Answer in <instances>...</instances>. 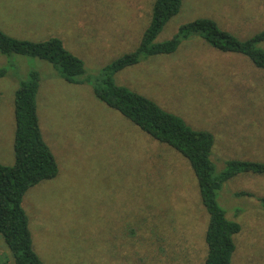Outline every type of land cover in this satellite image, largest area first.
<instances>
[{
  "label": "rangeland",
  "instance_id": "obj_1",
  "mask_svg": "<svg viewBox=\"0 0 264 264\" xmlns=\"http://www.w3.org/2000/svg\"><path fill=\"white\" fill-rule=\"evenodd\" d=\"M155 0H0V31L34 43L51 38L84 63V77L138 47ZM211 19L240 40L264 31V0H182L155 43ZM264 49V43L259 45ZM0 164H14V93L39 73L37 113L58 166L22 207L43 264H203L208 216L189 163L99 102L91 84L70 85L47 62L0 54ZM82 77V78H84ZM115 83L213 137L211 161L264 163V70L215 51L198 36L169 56L143 57ZM249 193L253 197L236 196ZM264 175L222 184L217 202L238 223L232 264H264ZM0 264H15L0 235Z\"/></svg>",
  "mask_w": 264,
  "mask_h": 264
},
{
  "label": "trees",
  "instance_id": "obj_2",
  "mask_svg": "<svg viewBox=\"0 0 264 264\" xmlns=\"http://www.w3.org/2000/svg\"><path fill=\"white\" fill-rule=\"evenodd\" d=\"M182 0H155L151 19L141 41L131 53L105 66L96 78L84 77V63L68 52L62 42L51 38L34 43L14 39L0 31V54L35 58L50 64L64 82L70 85L91 84L95 98L119 113L141 132L184 158L190 165L208 223L204 241L206 255L203 264H232L236 253L235 239L241 232L238 223L229 220L218 205L217 193L222 184L242 174L264 175V163L229 161L227 170L217 174L211 161L213 137L194 130L185 121L162 110L151 100L115 83V75L140 63L143 57L174 54L183 40L198 36L217 52L238 54L258 69L264 70V31L240 40L224 31L211 19H198L181 26L169 41L155 43L170 19L176 16ZM6 70L0 69V79ZM27 81L19 83L14 93V164H0V235L15 264H43L33 249L28 217L22 207L25 194L44 181L56 178L57 162L45 143L37 113L40 77L30 71ZM84 77V78H82ZM236 196L253 197L249 193ZM264 209V198H258Z\"/></svg>",
  "mask_w": 264,
  "mask_h": 264
}]
</instances>
